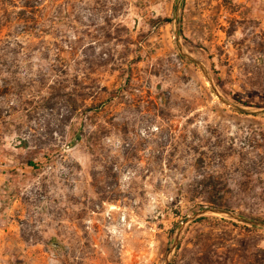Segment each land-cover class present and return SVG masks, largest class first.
Wrapping results in <instances>:
<instances>
[{
  "label": "rangeland",
  "instance_id": "obj_1",
  "mask_svg": "<svg viewBox=\"0 0 264 264\" xmlns=\"http://www.w3.org/2000/svg\"><path fill=\"white\" fill-rule=\"evenodd\" d=\"M178 2L0 0V264L264 252V228L196 216L213 176L264 222V115L213 91L264 109V0H182L177 27Z\"/></svg>",
  "mask_w": 264,
  "mask_h": 264
},
{
  "label": "water",
  "instance_id": "obj_2",
  "mask_svg": "<svg viewBox=\"0 0 264 264\" xmlns=\"http://www.w3.org/2000/svg\"><path fill=\"white\" fill-rule=\"evenodd\" d=\"M181 4H182V0H179L177 8H176V20H175V23H176L177 27L179 25V14H180ZM176 37L179 40L180 34H179L178 30H177V33H176ZM180 49H182V48H180ZM185 57L187 59H189L190 61H193L195 64L199 65L203 70H205V66H204V64L202 62L197 61V60L193 59L192 57H190L188 55H185ZM213 91L225 105H227L232 110H234V111H236L238 113H241V114H244V115H250V116H261V115H264V109L258 110V111L249 110L247 108L235 105L234 103L230 102L229 100H227L226 98L221 96V94L217 91V89L214 86H213ZM207 213L226 215V216H229L230 218H233V219L238 220L240 222L246 223L248 225L264 228V222L253 221V220H250V219L242 218V217H240V216H238L236 214H233V213H231L229 211H226L224 209L205 208L200 213H197L196 216H199V215H202V214H207ZM167 264H170V261Z\"/></svg>",
  "mask_w": 264,
  "mask_h": 264
},
{
  "label": "trees",
  "instance_id": "obj_3",
  "mask_svg": "<svg viewBox=\"0 0 264 264\" xmlns=\"http://www.w3.org/2000/svg\"><path fill=\"white\" fill-rule=\"evenodd\" d=\"M22 14L27 15L28 12L22 13ZM3 45H4V42L2 41V39H0V53H3L5 51V48H2ZM261 49H263L262 52H264V46H261ZM257 78L261 80L260 75H257ZM75 144H76L75 141H71L70 146H75ZM30 166L33 168L35 167L34 163H30ZM218 186H219V183L216 182V178L213 176H210L208 183L204 186L205 188L204 194H207L206 197H204V199L207 200L205 202L212 208L234 211L235 206L232 203H230V201H224V199L221 197H218V198L213 197L214 195H212L213 194L212 192H215V194L218 195ZM255 220L261 221L260 219H255ZM250 264H264V252L255 253L251 258Z\"/></svg>",
  "mask_w": 264,
  "mask_h": 264
}]
</instances>
